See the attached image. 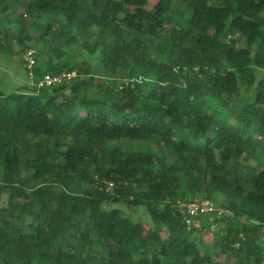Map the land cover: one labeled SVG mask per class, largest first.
<instances>
[{"label": "trees", "instance_id": "16d2710c", "mask_svg": "<svg viewBox=\"0 0 264 264\" xmlns=\"http://www.w3.org/2000/svg\"><path fill=\"white\" fill-rule=\"evenodd\" d=\"M30 48L0 84V264H264V0H0V53ZM198 196L212 244L171 206Z\"/></svg>", "mask_w": 264, "mask_h": 264}, {"label": "built area", "instance_id": "2783aa9c", "mask_svg": "<svg viewBox=\"0 0 264 264\" xmlns=\"http://www.w3.org/2000/svg\"><path fill=\"white\" fill-rule=\"evenodd\" d=\"M36 49H28L23 59L25 61V67L28 70L29 76L33 77L34 68L37 66ZM76 76V72L64 71L58 74L45 73L42 79L39 81V86H50L57 83L69 80ZM123 86L120 85V88ZM112 184V183H111ZM172 207H178L184 215V220L189 229L197 226L202 229L204 224H208L209 228L207 232L215 231L220 222H222L223 216L227 213V210L219 205H216L212 200L206 197L198 196L193 200H176V203L171 205ZM201 217H205L203 220ZM211 230V231H210ZM239 243L235 246L239 247Z\"/></svg>", "mask_w": 264, "mask_h": 264}, {"label": "rangeland", "instance_id": "374dc122", "mask_svg": "<svg viewBox=\"0 0 264 264\" xmlns=\"http://www.w3.org/2000/svg\"><path fill=\"white\" fill-rule=\"evenodd\" d=\"M152 4L154 3V0H151ZM171 28H169V31ZM77 60H82L83 56L77 55ZM2 80L6 81L9 85L6 87V90H10L9 88H14L15 86L19 87H28L30 86L31 81L28 78L24 63L22 62L21 56L19 53H13V52H1L0 53V84H2ZM91 82L99 83L102 86L105 87L107 84L106 80L103 79L100 75H90ZM93 142L96 148L101 149L105 146L104 140L101 139L99 136L95 135L93 136ZM133 219L137 221H143L146 225V227H151L154 225L153 219L149 213V211L146 209V207H138L133 212ZM221 227H223V223L220 222L218 227L215 231L207 232L204 231L201 233L202 236H200V232L197 231L194 235L196 241L198 244H200L201 241L206 242L207 244H212L214 233L218 232ZM199 232V233H198ZM193 236V235H192ZM211 253L214 254L218 259H220V250L217 249L216 251L212 250ZM222 261L224 260V257H221Z\"/></svg>", "mask_w": 264, "mask_h": 264}]
</instances>
